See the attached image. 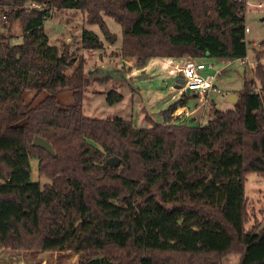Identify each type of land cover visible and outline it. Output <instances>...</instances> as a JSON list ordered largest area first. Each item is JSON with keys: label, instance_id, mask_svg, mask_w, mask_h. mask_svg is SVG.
Segmentation results:
<instances>
[{"label": "trees", "instance_id": "16d2710c", "mask_svg": "<svg viewBox=\"0 0 264 264\" xmlns=\"http://www.w3.org/2000/svg\"><path fill=\"white\" fill-rule=\"evenodd\" d=\"M63 9L84 13L112 43L105 16L119 22L122 57L140 69L155 58L248 56L246 0H0V248L69 251L78 264H221L233 253L238 264H264V224L247 226L246 194L248 174L264 177V41L233 108L206 124L174 116L199 97L183 92L162 121L139 128L85 114V59L51 44L44 28ZM81 43L105 47L87 28ZM31 90L48 94L34 102ZM112 156L119 165L106 164ZM33 160L45 182L33 179Z\"/></svg>", "mask_w": 264, "mask_h": 264}, {"label": "rangeland", "instance_id": "374dc122", "mask_svg": "<svg viewBox=\"0 0 264 264\" xmlns=\"http://www.w3.org/2000/svg\"><path fill=\"white\" fill-rule=\"evenodd\" d=\"M259 3L263 4L262 8H258L257 5ZM105 20L110 31L117 35V41L114 43L107 40L99 25L86 23L84 13L75 9L56 11L45 21L44 28L51 44L57 45L61 49L67 46L74 52L76 57H83L85 59L86 70L89 72L91 79V84L85 92L83 101L84 112L87 116L99 118L121 116L132 120L135 126L139 128H149L152 125L151 120H163L161 110L172 103L174 95L178 93V89L175 87L178 86L179 88V83H176L177 78H173L168 74V70L174 65L170 67L168 65L166 67L169 68L164 69L161 63H155L151 69L138 72L139 74L133 73V69L137 68L135 60L127 62L126 60L129 59H124L121 54L122 25L108 16H105ZM246 25L248 56L245 61L241 59L215 58L216 60H220V62L212 69V66L209 67L202 60L204 67L206 66V70L209 72L217 71L218 67H222V73L218 76L216 83L218 85L216 87L220 91H210L205 110H203L204 99L201 97L202 99L199 100L201 104L200 111H204L202 117L203 124H206L212 118L216 109L225 111L233 108L234 103L228 101V97L234 92L238 93L244 87V77L246 75L254 76V68L257 64L255 57L256 50L261 48V43L264 41V0H248ZM84 28L98 34L104 41L105 47L97 50L84 49L81 43V33ZM8 34L14 35L12 39L13 43H19L22 34L20 24L14 25ZM261 62L264 64V59ZM77 64L78 62L67 68L66 73L70 75ZM255 85L258 89L260 88L258 82ZM112 89L123 94L121 101L116 103L108 102L107 96ZM47 94L48 91L45 90L40 93L32 90L25 92L27 100L34 102L41 100ZM59 99L63 104H68L72 100L71 92H61ZM177 113L179 111H176L175 114ZM32 165L34 167L33 179L45 182L47 179L37 171L35 160L32 161ZM246 194L249 200V210L253 213L251 221H249L247 226H251L254 219L260 220L264 224V177L256 173L248 174ZM21 251H23L26 260L30 255L35 257L38 254L49 252L50 254H46L38 259V261L47 260L48 264L53 263L52 261L56 258L54 257L55 253L58 254H56L58 261L63 257L67 258L75 255L69 251ZM238 263L239 255L236 253L227 255L221 262V264Z\"/></svg>", "mask_w": 264, "mask_h": 264}, {"label": "crops", "instance_id": "0c3cea01", "mask_svg": "<svg viewBox=\"0 0 264 264\" xmlns=\"http://www.w3.org/2000/svg\"><path fill=\"white\" fill-rule=\"evenodd\" d=\"M131 60H133V59H131ZM131 60H126V61L130 62ZM185 60L186 59H184V58H178V59L155 58V59H152L147 64V66H145L144 68H141V69L140 68H134L133 73L136 72L137 74H139L138 72H142V71L144 72L148 69H151L155 65V63H161V65L164 67V69H167L171 65H174L173 67H171V69L168 70V74L171 75L173 78L175 77V78L179 79L178 80L179 88H178V86H175L178 89V93L176 95H174V97H173L174 100H176L181 96V94L183 92H186L187 94H194L193 91H190V90L185 91L183 89V86H182L183 83L181 80H183V75L181 74L182 72L180 70H178V66H181L182 64H184ZM198 60L201 62L203 60V62H205L206 65H208L209 67L212 66V69H213V67L218 65L220 62V60H216L215 58H211V57H204V58H201ZM245 60H242V61H245ZM168 65H169V67H166ZM206 69H207L206 66L204 68H202L200 70L201 74L204 75L205 77H207L215 86H218L216 83H217L218 76H220L222 73V67H218L217 71H212V72H209ZM234 93H236L238 95L237 92H234ZM201 97L202 96L199 95L198 98H192L189 100V102L186 106L179 108V110L183 112L182 116L195 118L196 122L202 123V117H203L204 111L203 112L200 111L201 110V104L199 103V100L202 98L204 99L203 110L206 109V107H207L206 104L208 103V101H207V98H204V97L201 98ZM228 101H229V97H228ZM189 115H192V116H189ZM46 254H50V253L47 252V253H43V254H38V256H35V257L33 255H30L29 258L26 260L24 258L23 251H17V250H12V249L3 247V248H0V264H48L47 260L38 261L39 258H42ZM56 254L57 253H55V256H54L56 258L54 259V261H52L53 262L52 264H57V263H59V264H78V260H77L76 255H71L67 258L63 257L62 259H60L58 261V256H56Z\"/></svg>", "mask_w": 264, "mask_h": 264}, {"label": "built area", "instance_id": "2783aa9c", "mask_svg": "<svg viewBox=\"0 0 264 264\" xmlns=\"http://www.w3.org/2000/svg\"><path fill=\"white\" fill-rule=\"evenodd\" d=\"M248 3V0H246ZM38 4L31 2L28 6H36ZM258 8H262L263 4L259 3ZM204 68V64L198 59H187L184 64L178 66V70L182 72L183 75V89L185 91L190 90L198 93L200 96L207 98L210 91L214 90L219 92L218 89L207 77L201 74L200 70ZM258 89V88H257ZM176 111L179 113L175 114ZM174 116H182L183 112L177 109ZM182 114V115H181ZM183 117V116H182Z\"/></svg>", "mask_w": 264, "mask_h": 264}, {"label": "water", "instance_id": "95a60500", "mask_svg": "<svg viewBox=\"0 0 264 264\" xmlns=\"http://www.w3.org/2000/svg\"><path fill=\"white\" fill-rule=\"evenodd\" d=\"M178 80H179V79L176 80V83H178ZM181 81H182V83H183V80H181ZM182 83H181V84H182ZM181 84H180V85H181ZM237 100H238V95H237L236 93H232V94H230V96H229V101H230V102H232V103L235 104V103L237 102ZM34 143H35L36 145H38V146L44 147V148L48 149L49 151L53 152V149H52L51 144L48 143V142H47L44 138H42L41 136H38V135L35 136V138H34ZM120 162H121L120 157H118V156H112V157H110V158L107 159L106 164L112 166V165H119Z\"/></svg>", "mask_w": 264, "mask_h": 264}]
</instances>
